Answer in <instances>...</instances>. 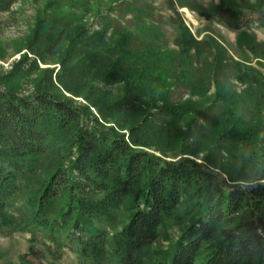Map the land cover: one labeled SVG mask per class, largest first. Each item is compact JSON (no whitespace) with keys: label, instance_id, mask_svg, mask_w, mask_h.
<instances>
[{"label":"trees","instance_id":"16d2710c","mask_svg":"<svg viewBox=\"0 0 264 264\" xmlns=\"http://www.w3.org/2000/svg\"><path fill=\"white\" fill-rule=\"evenodd\" d=\"M168 7L178 14L173 0ZM108 10L93 35L76 17L43 11L27 49L57 53L64 71L79 55L81 78L124 82L130 96L107 110L132 109L128 138L46 83L23 93L0 78V232L29 235L17 264H54L66 251L81 264H264V79L250 65L227 63L217 44L196 41L182 24L190 66L181 81L173 57L140 31L120 27L105 37L119 24L112 12L143 23L154 16L151 3L119 0ZM192 11L245 37L252 24L264 27V0H211ZM260 48L250 46L264 60ZM171 78L197 101L175 100ZM158 139L187 147L169 155L164 145L158 155L149 150ZM202 140L208 152L199 161L190 147ZM168 227L178 236L155 249Z\"/></svg>","mask_w":264,"mask_h":264},{"label":"rangeland","instance_id":"374dc122","mask_svg":"<svg viewBox=\"0 0 264 264\" xmlns=\"http://www.w3.org/2000/svg\"><path fill=\"white\" fill-rule=\"evenodd\" d=\"M119 0H8L0 3V78L5 79L16 85L20 92L31 93L38 85L46 83L47 87L52 86L58 96H65L74 102L89 105L93 114L100 119V122L106 126H111L121 133H125L128 138L129 122L131 121L132 109L124 107L120 110L109 112L107 107L111 106L117 100L127 99L130 96L127 92L124 82H111L103 76L94 74L89 77L81 78L79 67L81 62L77 61L79 55L72 61L75 69L64 71L62 68V58L57 53H44L38 51V55L30 52L27 47L37 44L33 38V31L39 23V14L48 12L55 14L62 12L69 16L77 18V22H83L88 35H93L101 31L106 26V18L109 14V6ZM154 7V16L152 19L146 18L143 23L135 22L131 13L124 15L119 12H112V16L117 20L107 31L105 37L109 40L116 28L125 27L126 30L133 33L140 31L148 42L158 44L164 51H167L172 59V65L180 69L178 71L182 78L185 79L186 72L189 69L188 45L180 40V26L183 24L192 34L193 38L199 42H211L217 44L219 57L227 63L241 62L250 65L255 74L260 79H264V60L255 57L250 50L251 45H256L258 49L264 47V27L252 24L247 29L248 36L239 35V31L234 30L227 25L215 20H208L198 16L192 11L196 6L203 5L208 7L211 0H173L174 6L178 11L175 14L168 7V0H147ZM242 1V0H238ZM253 2L254 0H247ZM219 0H216L218 3ZM43 14V13H42ZM43 18V17H42ZM132 21V24H129ZM76 22V21H75ZM140 27V28H139ZM43 44L45 42H42ZM205 47V46H204ZM34 48V47H33ZM55 49V48H54ZM208 52V46H206ZM42 50V49H39ZM195 50L191 49L190 53L194 54ZM23 54L28 55L27 60H22ZM77 61V63H76ZM66 64V63H65ZM48 70V73H44ZM73 73V74H72ZM62 75L61 83L58 76ZM170 89L173 90V98L178 102L192 101L196 102L197 97L191 96L184 86L176 88L175 79L171 78ZM48 83V84H47ZM235 84L234 90L241 93L244 87L232 81ZM54 85V86H53ZM215 92V82H213L209 94ZM103 111V113H101ZM194 111L187 117H183L181 125H186L194 115ZM133 118V117H132ZM154 118V117H153ZM156 118V116H155ZM182 119V118H181ZM198 122L203 123V118L199 117ZM123 129H120V128ZM157 149H149L161 155L158 149L164 147L169 155L182 153L183 147H187L184 140L176 141L175 146L166 145V142L158 139L154 140ZM207 141L202 140L201 144L196 143L190 147L191 151L197 153L199 161L203 160L208 151H201L203 144ZM196 146V147H195ZM164 151V150H163ZM172 159V158H169ZM179 234L178 227H168L162 232L157 242L154 244L155 249H166L168 244L176 239ZM29 235L25 233H8L0 232V264H17L20 257L28 252ZM46 264H50L49 261ZM54 264H81L77 256L66 251L62 258Z\"/></svg>","mask_w":264,"mask_h":264}]
</instances>
